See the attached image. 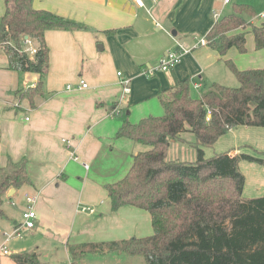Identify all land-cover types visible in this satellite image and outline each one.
<instances>
[{
  "label": "crops",
  "instance_id": "1",
  "mask_svg": "<svg viewBox=\"0 0 264 264\" xmlns=\"http://www.w3.org/2000/svg\"><path fill=\"white\" fill-rule=\"evenodd\" d=\"M234 1V5L246 4L255 11V17H243L247 23L264 24V0ZM142 2L138 7L134 0H33L35 10L49 11L87 30L45 33L49 68L41 80V94L32 101L21 94L37 85L39 75L9 70L0 50V168L8 157L26 159L31 181L5 198L33 197L36 219L34 228L26 233L47 241L45 247L39 240L34 242L35 248L29 252L39 253L44 247L52 253L60 246L69 255V245L151 235L146 211L122 207L111 212L105 186L121 180L133 157L147 150L128 139L116 140L119 127L125 121L135 124L160 115L163 111L156 95L176 81L188 80L190 93L213 83L236 86L225 80L231 71L222 60L239 70L264 68V49L255 48L251 33L245 35L246 55L231 48L220 58L209 46L198 45L206 41L217 21L214 15H219L218 20L224 17L228 5L223 0ZM3 13L0 0V17ZM243 31L239 28L233 34ZM177 44L191 50L174 69L149 78L142 75ZM117 73L130 79L131 92L123 99ZM80 80L87 88L80 87ZM230 151L249 156L255 152L263 160L261 165L238 164L245 178L243 198L263 197L264 128H233L212 147L204 148V155L210 158ZM21 210L22 214L26 204ZM13 225L15 229L20 224ZM2 246L5 248V242ZM10 262L14 264L11 256Z\"/></svg>",
  "mask_w": 264,
  "mask_h": 264
},
{
  "label": "trees",
  "instance_id": "2",
  "mask_svg": "<svg viewBox=\"0 0 264 264\" xmlns=\"http://www.w3.org/2000/svg\"><path fill=\"white\" fill-rule=\"evenodd\" d=\"M33 0H3L0 50L8 69L39 75V82L21 94L32 101L42 92L49 68L47 31H84L82 24L45 10H35ZM256 16L253 8L236 4L233 12L216 21L205 39L220 58L235 48L243 54L245 35H253L255 48L264 49V24L254 26L243 17ZM242 28L243 32L233 34ZM25 37L36 53H26ZM238 86L213 83L193 99L188 80L156 95L162 115L147 116L135 124L125 121L115 139H128L147 147L133 157L132 166L119 181L105 189L111 212L133 207L149 213L152 234L99 244L69 245L73 260L93 253H124L143 258L145 264H264V196L243 198L244 175L240 161L262 164L261 158L232 151L204 155L229 130L264 128V68L239 70L225 61ZM209 113V121H206ZM184 133L194 136L195 161L166 159L170 144ZM31 185L26 159L7 158L0 168V216L10 190ZM19 225L15 226V229ZM14 264H42L37 252L11 256Z\"/></svg>",
  "mask_w": 264,
  "mask_h": 264
},
{
  "label": "rangeland",
  "instance_id": "3",
  "mask_svg": "<svg viewBox=\"0 0 264 264\" xmlns=\"http://www.w3.org/2000/svg\"><path fill=\"white\" fill-rule=\"evenodd\" d=\"M235 1H231V3L224 9L223 16H226L233 12ZM199 37H197V40ZM191 44V42L188 43V45ZM35 46V43L32 42V47ZM187 49H191L188 46H186ZM236 51V50H235ZM237 52V51H236ZM238 53V52H237ZM29 54V53H28ZM239 54V53H238ZM241 54V53H240ZM239 54V55H240ZM244 54V53H243ZM246 55V54H244ZM241 55V56H244ZM32 56V55H30ZM226 60H222V64H225ZM232 63V62H231ZM159 66V62L156 66L153 68H157ZM225 80L228 82L234 81L236 86H238V82L234 75L230 72L226 73L224 76ZM223 86L230 87L229 85H226L224 83H220ZM236 86H232L236 87ZM204 87L202 86L201 89L197 90V92H192L191 97L193 99L199 98L201 93L203 92ZM162 115V113L160 114ZM155 116V115H152ZM159 116V115H156ZM194 136L191 133H184L181 135V137L175 141H173L166 154V159L171 161H186V162H194L195 161V151L193 148L194 143ZM144 150H146V147H143ZM252 157L259 158L256 156V153L254 152L252 154ZM242 162V161H240ZM248 162V161H245ZM254 163V162H249ZM257 164V163H255ZM260 165V164H258ZM14 203V206L11 204ZM25 207V200L21 197L17 198H5L3 200L2 204V210L5 214V217L0 216V245L5 242V249L10 253L8 256H0V264H12L10 262V256H13L15 254H20L23 252H29L30 250H33L34 242L39 240L40 244H43L45 247L46 245V239L43 236L36 237L34 234H27L26 230H21L20 235L13 234L14 229V223L21 224V209H24ZM41 247L42 249H38V252L40 254V261L42 264H145L142 257H132L128 256L124 253H93L88 252L84 255V257H81L80 259H75L68 255L64 254L62 251V247L59 246L57 250H53L52 253L45 251L48 250L47 248ZM44 248V249H43Z\"/></svg>",
  "mask_w": 264,
  "mask_h": 264
},
{
  "label": "built area",
  "instance_id": "4",
  "mask_svg": "<svg viewBox=\"0 0 264 264\" xmlns=\"http://www.w3.org/2000/svg\"><path fill=\"white\" fill-rule=\"evenodd\" d=\"M135 4L138 7L143 6L142 0H134ZM231 0H223V5L227 6L229 5ZM218 14H215L214 17L218 21ZM207 42L204 40H201L198 45H206ZM25 46L26 53H29L30 55H34L36 53V50L34 47H32V42L28 39H25ZM191 49H187L184 46L177 44V48L174 51H169L166 53L159 61V66L157 68H149L142 71V75L145 77H153L155 73L157 72H169L172 69H174L180 62L183 55L190 52ZM117 76L120 77L119 83L122 87V94L121 99H123L126 95L130 94L131 88H130V79L124 78L121 73H117ZM79 85L81 88L85 89L87 88V84L83 81H79ZM28 120V119H26ZM206 121H209V113H207ZM86 168L88 166H85ZM25 204H26V210L22 212L21 214V220L22 223L13 231V234L20 235L21 230H30L34 228V221L36 219V213L33 209V203L34 199L33 197L29 195L24 196ZM14 205V203H12ZM82 211H85V209H82ZM89 213H91L90 209H86ZM0 254L9 255V252L2 246L0 247Z\"/></svg>",
  "mask_w": 264,
  "mask_h": 264
},
{
  "label": "water",
  "instance_id": "5",
  "mask_svg": "<svg viewBox=\"0 0 264 264\" xmlns=\"http://www.w3.org/2000/svg\"><path fill=\"white\" fill-rule=\"evenodd\" d=\"M172 35H175V33H172ZM25 39H27V38L25 37ZM13 192H14V190H10L8 195L10 196L11 193H13Z\"/></svg>",
  "mask_w": 264,
  "mask_h": 264
}]
</instances>
